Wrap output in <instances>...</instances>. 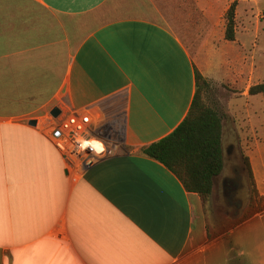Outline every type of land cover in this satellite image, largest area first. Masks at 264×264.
<instances>
[{"label":"crops","instance_id":"1","mask_svg":"<svg viewBox=\"0 0 264 264\" xmlns=\"http://www.w3.org/2000/svg\"><path fill=\"white\" fill-rule=\"evenodd\" d=\"M249 4L240 0L238 14ZM227 8L229 0H0V264H264V208L212 234L203 198L142 153L189 114L198 69L232 86L223 142L231 156L241 147L264 195V94L250 93L264 73L252 53L237 55L236 71V43L248 48L240 37L212 39ZM200 23L212 26L214 53L228 51L227 76H205L178 35ZM72 115L99 145L88 163H70L50 136ZM237 169L229 162L218 175L229 207Z\"/></svg>","mask_w":264,"mask_h":264},{"label":"rangeland","instance_id":"2","mask_svg":"<svg viewBox=\"0 0 264 264\" xmlns=\"http://www.w3.org/2000/svg\"><path fill=\"white\" fill-rule=\"evenodd\" d=\"M234 1H237L236 36L240 37L239 42L242 41V43H247L248 47L246 49V53L245 50L241 48L240 43H236V61L238 63V54L243 56V54L245 53L249 58V54L252 53L255 66L258 70H260V67L263 68L264 73V0H250V10L247 7V11L245 12L244 9H242L240 11V14H238L237 11L240 0H229V7ZM225 13L226 12H224V15ZM223 18H221L220 26H213V32H211L212 26L208 28V26H203V24L201 23V25H199V28H196V30L186 27L188 29L184 32H178V35L182 38V41L190 50L192 55L197 58L199 63H202V70L204 71V75L207 77H210V75H208L207 73L212 74V76H214L215 78L217 76H227L226 73L229 69V66L227 65L222 64L220 66V61L224 59L223 53H225V57H228V51L226 50L225 52H222V58V55L218 53V51L214 53L212 47L209 45L210 42H205L207 40L206 36L210 34V32L213 35L212 39L214 40V42H221L222 39L220 40V36L225 38L226 23L224 27ZM209 29L211 31H208ZM235 41H237V38ZM213 56H215V58ZM260 57L262 60H260ZM207 59L210 60L209 64H207ZM241 61L242 59H240V62L236 66V71H239ZM203 66L206 69H204ZM233 71L234 69L232 70V72ZM207 81H209V84L206 85L204 89L205 96L203 98V103L206 106L217 110L220 116L223 118V116L225 115L223 107H225L229 95V92H227L225 89L228 88L230 90L232 86L228 85L229 82H224L223 85H220L219 82L214 83L210 79H207ZM233 84V82L230 83V85ZM231 163L240 164L242 165V167L246 168V171L243 174L242 181V183H244V187L242 192H240L239 194V197L243 200V205L239 212L235 213V209L227 205L222 194V184L219 183L218 185L217 180V183L215 187H213V191L209 199L205 202L207 216L206 222L208 223V228L210 230V233L212 234H223L226 232L229 233L234 226L242 222L245 218L252 216L257 211L264 208V195L260 194L257 187L256 191L253 190L245 157L243 159L241 155V147H237V150H235L234 156L231 157ZM229 174H232V171H230ZM250 225L252 224L241 227L234 235L235 237L233 238V240H238L241 236H243L246 229L249 228ZM257 232H259V230L253 231L252 235H248V233L246 235V242L249 243L250 241L248 245L249 251H255L257 248L256 243L260 240L261 236L260 233ZM226 237L228 236L226 235ZM233 240L232 238H230V241Z\"/></svg>","mask_w":264,"mask_h":264},{"label":"trees","instance_id":"3","mask_svg":"<svg viewBox=\"0 0 264 264\" xmlns=\"http://www.w3.org/2000/svg\"><path fill=\"white\" fill-rule=\"evenodd\" d=\"M236 8L234 1L224 15L225 38L236 40ZM198 91L189 114L168 136L142 148V153L163 163L174 172L190 192L206 202L214 186V177L224 167L222 117L203 103L202 90L209 81L196 69ZM252 95L264 94V82L252 85ZM253 190L256 182L248 157H245Z\"/></svg>","mask_w":264,"mask_h":264},{"label":"built area","instance_id":"4","mask_svg":"<svg viewBox=\"0 0 264 264\" xmlns=\"http://www.w3.org/2000/svg\"><path fill=\"white\" fill-rule=\"evenodd\" d=\"M50 136L57 150L70 162L88 163L98 156V149L88 137L86 120L76 115L69 116L50 130ZM103 152L107 151L103 146Z\"/></svg>","mask_w":264,"mask_h":264},{"label":"water","instance_id":"5","mask_svg":"<svg viewBox=\"0 0 264 264\" xmlns=\"http://www.w3.org/2000/svg\"><path fill=\"white\" fill-rule=\"evenodd\" d=\"M59 113H60V109L58 107H55L52 110V114L54 116H57ZM30 123L33 124V125H36L37 121L36 120H32V121H30ZM222 147H223V156H224V167H226V165L228 167L229 162H231V157L232 156L230 154H228L227 148H226V146H225V144L223 142V138H222ZM224 167H223V169H224ZM238 170H239V172H238L239 174L237 175L235 173V176H234V178L235 177L237 178V176H238L239 179H240L239 183L238 182L236 183V194H238V198L236 199L237 210H236L235 213H238L239 210L242 208V205H243V200L239 197V194H240V192H242L243 187H244V183H242V181H243V174L245 173L246 168H244V167H242V165L238 164ZM217 180H218V175H216L214 177V186L216 185Z\"/></svg>","mask_w":264,"mask_h":264},{"label":"flooded vegetation","instance_id":"6","mask_svg":"<svg viewBox=\"0 0 264 264\" xmlns=\"http://www.w3.org/2000/svg\"><path fill=\"white\" fill-rule=\"evenodd\" d=\"M239 170L237 169V172L236 174L238 175L239 173ZM237 179V180H236ZM240 179L239 177L237 176V178H233L232 180V183L231 185H229V188H228V199H229V202L230 204H232V207L235 209V211L237 210V203H236V199L238 198V194H236V183L238 182L239 183Z\"/></svg>","mask_w":264,"mask_h":264},{"label":"clouds","instance_id":"7","mask_svg":"<svg viewBox=\"0 0 264 264\" xmlns=\"http://www.w3.org/2000/svg\"><path fill=\"white\" fill-rule=\"evenodd\" d=\"M96 147H99V145H97Z\"/></svg>","mask_w":264,"mask_h":264}]
</instances>
